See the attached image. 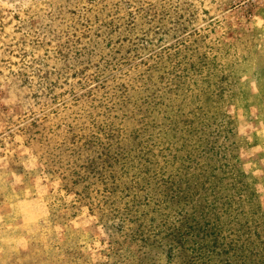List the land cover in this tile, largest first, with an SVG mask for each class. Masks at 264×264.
<instances>
[{"label": "rangeland", "instance_id": "obj_1", "mask_svg": "<svg viewBox=\"0 0 264 264\" xmlns=\"http://www.w3.org/2000/svg\"><path fill=\"white\" fill-rule=\"evenodd\" d=\"M0 264H264V0H0Z\"/></svg>", "mask_w": 264, "mask_h": 264}]
</instances>
